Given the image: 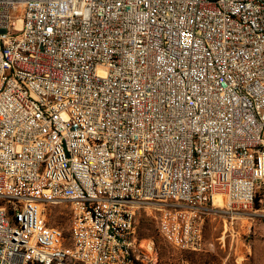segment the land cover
Instances as JSON below:
<instances>
[{
    "label": "built area",
    "instance_id": "1",
    "mask_svg": "<svg viewBox=\"0 0 264 264\" xmlns=\"http://www.w3.org/2000/svg\"><path fill=\"white\" fill-rule=\"evenodd\" d=\"M263 184L264 0H0V264H157L139 209L198 251Z\"/></svg>",
    "mask_w": 264,
    "mask_h": 264
},
{
    "label": "rangeland",
    "instance_id": "2",
    "mask_svg": "<svg viewBox=\"0 0 264 264\" xmlns=\"http://www.w3.org/2000/svg\"><path fill=\"white\" fill-rule=\"evenodd\" d=\"M46 213L50 225L68 233L71 219L66 203L49 205ZM195 213L202 226V247L198 251L181 250L165 241L158 229L159 213L153 209L137 211L136 237L141 245L154 244L157 264H264V184L249 211L226 212L210 204Z\"/></svg>",
    "mask_w": 264,
    "mask_h": 264
},
{
    "label": "bare ground",
    "instance_id": "3",
    "mask_svg": "<svg viewBox=\"0 0 264 264\" xmlns=\"http://www.w3.org/2000/svg\"><path fill=\"white\" fill-rule=\"evenodd\" d=\"M218 203H224V200L221 197H216L215 198V205Z\"/></svg>",
    "mask_w": 264,
    "mask_h": 264
}]
</instances>
